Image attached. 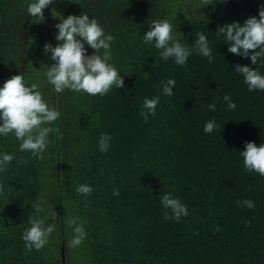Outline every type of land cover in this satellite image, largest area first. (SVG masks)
Masks as SVG:
<instances>
[{"label":"trees","instance_id":"trees-1","mask_svg":"<svg viewBox=\"0 0 264 264\" xmlns=\"http://www.w3.org/2000/svg\"><path fill=\"white\" fill-rule=\"evenodd\" d=\"M31 2L0 0V87L18 74L37 84L61 113L50 126L59 127L63 139L50 133L44 159L37 161L19 150L14 135L0 136V154L16 157L0 173L6 185L0 195V264H63L74 216L87 237L64 264H264V177L245 172L240 155L247 142L264 143V91H248L234 71L241 65L264 75V62L253 65L229 53L223 35L215 33L225 24L259 18L264 0H211L203 8L200 0H65L67 16L88 15L115 37L111 62L124 87L103 97L56 93L47 82L54 63L44 53L45 43L52 45V5L40 22L27 12ZM154 19L176 24L190 47L197 33L206 35L213 63L195 52L185 66L162 60L154 45L143 43ZM169 78L175 80L170 97L160 88ZM225 94L235 110L223 102ZM157 95L156 115L144 122L142 101ZM213 101L214 112L207 107ZM213 118L220 127L206 134L204 124ZM101 133L112 136L107 153L98 150ZM20 158L28 162L18 166ZM80 184L92 186L89 197L76 192ZM165 193L187 206L189 214L179 222L163 219ZM248 199L254 209L237 204ZM37 200L44 202L39 215L55 229L41 250L28 251L22 235L37 215L31 206Z\"/></svg>","mask_w":264,"mask_h":264},{"label":"clouds","instance_id":"clouds-1","mask_svg":"<svg viewBox=\"0 0 264 264\" xmlns=\"http://www.w3.org/2000/svg\"><path fill=\"white\" fill-rule=\"evenodd\" d=\"M56 0H33L27 5L29 16L36 17L40 22L44 21L43 10L49 5L55 4ZM213 4L211 0H200V8ZM259 18L253 16L246 19L243 24L232 22L217 28V36L223 35L228 52L240 57L250 59L253 65L258 61L264 62V5L259 10ZM55 25L57 34L55 39L59 42L55 47L45 43L44 53H51L49 59L54 61L47 67V82L54 86L56 93H63L66 89L76 94L81 92L91 96H106L113 87L121 89L124 87V80L118 69L115 67L112 57L111 45L115 37L106 34L104 28L94 18L88 15H68L67 18L59 19ZM150 30L143 35L145 45H154L159 50L162 60L172 59L175 64L185 66L188 58L195 52L207 58L213 63V48L203 33H197V39L190 47L183 43L180 37L183 33L177 30V25L167 19H154L149 26ZM179 33V35L177 34ZM85 44L94 50L92 55L87 54ZM236 73L243 77L248 91H264V75L258 69L248 66L236 65ZM147 75V74H146ZM175 87L174 79L162 81L160 88L165 96H173ZM159 95L152 98H144L141 104L140 116L144 122L150 117H155L156 110L160 104ZM223 102L229 110H235L236 104L229 94L223 96ZM209 111H216V102L207 105ZM61 116L58 109L50 107L44 99L39 86L35 83L28 84L23 74L13 75L0 87V136L7 137L14 135L19 141L21 152H30L37 161L44 159L43 153L49 144V134L56 133V139L62 140L63 134L59 127H51ZM220 125L216 120H208L203 127L206 134H211ZM112 136L109 133H101L98 141V150L107 153L111 147ZM245 150L240 152L243 158L244 171L255 172L264 177V143L257 146L254 142H247ZM16 157L9 153L0 154V173L8 171L9 165ZM27 159L20 158L19 164L27 163ZM78 194L89 197L93 188L89 184H80L76 188ZM6 193V185L0 182V195ZM114 196H118L119 190L113 189ZM43 200L35 201L31 206L35 216L29 217L30 227L25 229L22 239L25 242V249L41 250L49 241L50 235L55 229L54 224H46V219L40 216L44 212ZM164 211V220L179 222L181 217H186L187 206L179 199L174 198L171 193H165L160 198ZM249 209L255 208L251 199L237 201ZM169 211L171 215H169ZM53 212L51 219H55ZM79 217H71L68 220L73 226V238L69 246L77 248L82 245L87 237V232ZM250 225V222H246Z\"/></svg>","mask_w":264,"mask_h":264},{"label":"rangeland","instance_id":"rangeland-1","mask_svg":"<svg viewBox=\"0 0 264 264\" xmlns=\"http://www.w3.org/2000/svg\"><path fill=\"white\" fill-rule=\"evenodd\" d=\"M65 0H56L55 4L52 5V17H51V25H50V36L52 38V46L55 47L57 43H59L56 39L55 36L57 34V29L55 27L56 24L60 22L59 19L62 18H67V13H66V5H65ZM36 65L39 64V56L36 55ZM74 255L76 256V248H72L69 246V241L67 243V246H65L64 250V260L65 262H72V259L74 260ZM57 256V254H56Z\"/></svg>","mask_w":264,"mask_h":264},{"label":"water","instance_id":"water-1","mask_svg":"<svg viewBox=\"0 0 264 264\" xmlns=\"http://www.w3.org/2000/svg\"><path fill=\"white\" fill-rule=\"evenodd\" d=\"M61 255H62V263L64 264V250H61Z\"/></svg>","mask_w":264,"mask_h":264}]
</instances>
